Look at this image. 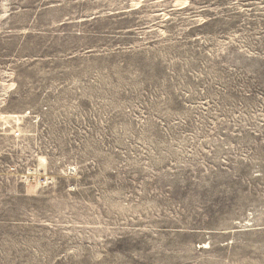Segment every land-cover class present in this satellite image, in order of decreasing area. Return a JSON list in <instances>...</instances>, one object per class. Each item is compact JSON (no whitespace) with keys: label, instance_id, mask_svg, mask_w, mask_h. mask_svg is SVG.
Masks as SVG:
<instances>
[{"label":"rangeland","instance_id":"1","mask_svg":"<svg viewBox=\"0 0 264 264\" xmlns=\"http://www.w3.org/2000/svg\"><path fill=\"white\" fill-rule=\"evenodd\" d=\"M0 264H264V0H0Z\"/></svg>","mask_w":264,"mask_h":264},{"label":"built area","instance_id":"2","mask_svg":"<svg viewBox=\"0 0 264 264\" xmlns=\"http://www.w3.org/2000/svg\"><path fill=\"white\" fill-rule=\"evenodd\" d=\"M13 77L8 76L7 82L0 81V154L7 152L15 147L18 142L28 140L36 135L34 124H37L42 118L33 109L23 111H7V107L14 90L13 82L8 81ZM0 168L5 169L8 175H13L20 182L37 181L47 183L51 178L46 168L41 166H31L22 172L18 171L14 164L8 162L1 163ZM4 179L0 172V183Z\"/></svg>","mask_w":264,"mask_h":264}]
</instances>
